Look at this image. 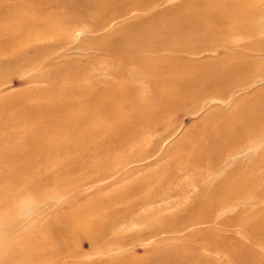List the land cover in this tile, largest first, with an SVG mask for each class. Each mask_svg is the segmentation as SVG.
Masks as SVG:
<instances>
[{
    "label": "rangeland",
    "instance_id": "1",
    "mask_svg": "<svg viewBox=\"0 0 264 264\" xmlns=\"http://www.w3.org/2000/svg\"><path fill=\"white\" fill-rule=\"evenodd\" d=\"M144 1L0 0V264H264V122L245 131L234 129L239 121L227 125L230 133L218 140L217 151H202L196 144L209 131L210 114L224 117L221 122L228 115L242 120L246 109L235 105L253 92L239 90L223 104L183 98L147 129L142 146L110 151L117 158L137 154L135 160L143 158L141 163L134 160L110 169L97 182L92 179L102 173L90 175L89 168L76 163L68 171L37 169L39 154L24 162L29 168H15L14 158H21V152L9 153L14 140L3 137L14 121L32 110H44L47 99L67 92H113L126 98L120 110L132 120L130 106L158 99L154 92H185L201 64L222 58L211 51L192 56L195 43L158 51L130 44L147 26L159 28L145 34L149 37L186 20L188 34L196 37L202 28L200 45H214L222 37L213 32V25L224 12L209 5L217 1L226 9L238 0H160L142 8ZM198 1L203 6H195ZM250 2L255 15L248 24L264 45V0ZM137 26L143 28L137 31ZM13 29L18 32L6 42L5 32ZM172 36L169 41L178 40ZM226 42L248 40L237 35ZM185 66L193 69L182 74ZM263 86L259 82L255 88ZM60 114L50 112L49 117ZM78 116L75 112L73 117ZM225 126L213 128L212 134ZM26 127H32L30 122ZM74 132L82 136L87 131L69 130ZM46 140L73 148L66 155L71 159L82 155L87 144L82 137L66 142L61 132ZM18 143L26 144V139ZM148 171L150 182L139 195L97 212L104 196L115 195L120 185L141 181ZM162 172L164 178L172 174L163 184ZM39 175L49 180L38 181ZM226 180L239 185L227 195L226 204L212 205L213 190ZM90 220L95 221L92 230L81 232V223Z\"/></svg>",
    "mask_w": 264,
    "mask_h": 264
},
{
    "label": "bare ground",
    "instance_id": "2",
    "mask_svg": "<svg viewBox=\"0 0 264 264\" xmlns=\"http://www.w3.org/2000/svg\"><path fill=\"white\" fill-rule=\"evenodd\" d=\"M159 1L160 0H145L142 3V8H149ZM195 6H203V1L196 2ZM209 7L212 9L214 7H217L224 12V15L215 19L216 24L213 25L217 28L213 32H217L219 37H222V39L214 45H200L202 41L200 35L202 32V28H199L198 35L194 37L193 35L186 32L187 27L185 25H188L186 20H180L179 22H177L179 23L177 27H170L162 30L161 32H164L165 35L160 32V35L155 34L147 37L145 34H152L155 30L159 29H154L151 26H147L144 28L139 37L134 38V36H132L130 46L133 47L145 46L146 48L151 46L152 50L158 51L163 50L164 48L176 49L181 45L189 46L190 44L192 45L195 43V46L198 44V47L196 49L194 47L190 51V54L192 56L198 55L199 53H202L204 51L216 52L218 55L222 56L221 59H217L214 63L205 62V64H201V67L199 68L200 70H197L195 72L194 78L191 79V82L185 87H188L185 92H154L158 99L155 98L148 99L147 101H142L141 105H139V108H133V106L129 107L128 111L133 117L132 120L129 119V115H127V113H122L120 110L121 105L126 102V98L121 94H115L113 92H108V94L105 92H67L64 97L57 96L49 98L45 101V105H47V107L44 108V110H32L34 112H29L28 115L25 116V118L14 121L12 124V130L3 137L6 141L14 140V142L11 143L12 147L9 148V153H11L12 151L15 152V149L21 152V158H14L17 161V166L15 168L21 170L29 168V166L24 164V162L32 160L33 158H35L34 156H36V154H39L37 169L53 166L57 169L68 171L69 169H71L72 165L76 163L79 164L80 167L83 166L89 168L90 175L94 173H102L100 176L92 179L93 182H97L108 175V171L110 169H121L132 163L137 155L133 154L125 156L123 158H117L115 155L110 156L111 150L123 149L132 145H135L137 147L142 146L145 141V134L147 133V129L152 128L153 125L156 126V122L158 121V119L166 116L169 112L173 111L177 107V102L181 101L185 97L190 98L191 100H198V102L214 99L216 100L215 102H221L223 104L224 102H226L223 100H226L231 95L234 96L235 92L239 90H243L244 92H253L251 95H247L244 100L235 105L240 108L246 109L247 115L243 116L242 120H237L236 115H228L226 116V121L221 122V119L224 117L218 116L214 113L210 114L207 117L208 124L206 125V127L210 128H208L209 131L207 134H205V138L204 136H202L200 140L196 141L199 150L213 152L217 151V148L220 149L219 144H217L219 143L218 140L221 138V136L224 137L228 133H230L227 125H232L238 121L239 122L234 126V129L238 128L240 131H245V129L249 128H260L262 126L261 124L264 122V86L261 88H255V86L259 82H264V45L262 43V40H260V36L256 35L253 32L254 30L252 26L248 24L253 23L255 7L250 2V0H238L237 2H230L227 4V6H225L226 9H224L222 4L217 1L213 5H209ZM259 12L260 11L257 10L256 14L259 15ZM141 28L143 27L137 26V31ZM17 32L18 31L16 29L5 32L4 40H6V42H9V40L12 39ZM169 35H175L178 40L173 41L171 39V41H169ZM237 35H240L241 37L244 36V39L248 40V42L244 44L237 42H226L229 37H235ZM170 61H174L173 63L180 62L175 58H172ZM192 69V66H185L182 74L189 73ZM81 96H86V100L81 101ZM5 106L6 104L4 105V107ZM69 110H71V116H66ZM50 112H56L58 114L61 113V117L56 116L50 118ZM75 112L79 115L77 118L73 117L75 115ZM41 118L42 123H40ZM29 122L32 127L28 129L26 125ZM221 124L226 125L224 127V130L221 133L212 134L213 128H221ZM77 128L85 129L87 131L86 134H83L81 136L77 132L69 133V130L72 131ZM21 131H23V133H21ZM56 132L63 133L64 140L66 142L67 139H80L82 137V140L85 141L82 144L87 143L86 145L82 146V148H86L83 154L77 158H68L66 155L68 154V152H71L73 148H70L69 145H64V142L46 140L48 135ZM169 132L170 131L168 130V133ZM20 138H25L26 144L18 143V140ZM42 144H45L44 148L40 147ZM53 156L56 157L54 158ZM142 160L143 158H139L134 162H140ZM138 170L139 169L137 167L131 171L136 172ZM124 177H127V174ZM150 178L151 173L148 171L147 176L144 179H141V181L131 182L129 184L127 183L126 185H120L119 190L116 191L115 195L104 196L102 200V206L99 207L100 209L97 212H101L108 208L114 207L119 202L127 201L130 197H136L137 195H139L145 183L150 182ZM171 178V173L169 177L164 178L162 172V175L159 178V182L163 184L167 179ZM37 180L42 181L49 179L46 176L39 175ZM139 183L142 184L138 186ZM97 185H99V183ZM238 185L239 183H235V181L230 182L226 180L221 185L217 186L213 190L211 195L212 205L216 206L217 204H226V200L228 199L227 195L232 193V191L236 189ZM138 200L139 198L136 201ZM138 204H141L142 206L143 202H140ZM0 212L3 213V211ZM94 222V220H90L81 223V232L91 231V228L94 226ZM191 223L197 224L199 223V221H194ZM1 232L3 231L1 230ZM2 237L0 239H2ZM5 238L6 237H4V239ZM29 257L31 258L30 255Z\"/></svg>",
    "mask_w": 264,
    "mask_h": 264
}]
</instances>
